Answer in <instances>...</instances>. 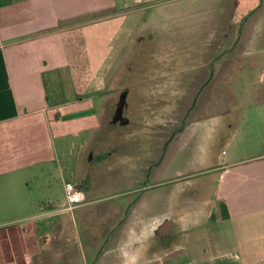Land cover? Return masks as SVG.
Wrapping results in <instances>:
<instances>
[{
  "label": "crops",
  "instance_id": "1",
  "mask_svg": "<svg viewBox=\"0 0 264 264\" xmlns=\"http://www.w3.org/2000/svg\"><path fill=\"white\" fill-rule=\"evenodd\" d=\"M132 118L154 152L103 184ZM0 230V264H264V0H0Z\"/></svg>",
  "mask_w": 264,
  "mask_h": 264
},
{
  "label": "rangeland",
  "instance_id": "2",
  "mask_svg": "<svg viewBox=\"0 0 264 264\" xmlns=\"http://www.w3.org/2000/svg\"><path fill=\"white\" fill-rule=\"evenodd\" d=\"M142 120V118H132L128 129L123 127L122 124H115L111 126L112 131L101 135L102 143H98V149L94 157L97 164L98 161H101L100 170L102 174L100 180L103 184L110 178L109 161H128L127 158H131V161H146L154 152L152 149L154 142L150 139L151 135L141 128ZM173 148L168 142L166 145L164 144L160 158L155 160L157 162H153L155 171L157 169L160 176L168 180H174L178 172L186 167V161H190L192 156L199 153L198 149L191 144H184V147L182 145V149L178 153L177 151L173 153ZM224 151L228 152V149L215 150L213 153L216 155L218 152L222 153ZM90 158L91 152L88 153L84 161H91ZM111 203L105 202L103 206H109Z\"/></svg>",
  "mask_w": 264,
  "mask_h": 264
},
{
  "label": "built area",
  "instance_id": "3",
  "mask_svg": "<svg viewBox=\"0 0 264 264\" xmlns=\"http://www.w3.org/2000/svg\"><path fill=\"white\" fill-rule=\"evenodd\" d=\"M65 197L67 203L71 207L83 205L86 201L85 193L78 189L74 183H67L65 185ZM0 245H1V230H0Z\"/></svg>",
  "mask_w": 264,
  "mask_h": 264
}]
</instances>
